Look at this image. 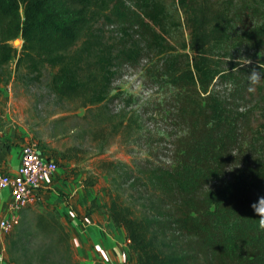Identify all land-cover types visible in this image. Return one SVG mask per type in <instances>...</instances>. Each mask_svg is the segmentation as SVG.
I'll use <instances>...</instances> for the list:
<instances>
[{
  "label": "trees",
  "instance_id": "1",
  "mask_svg": "<svg viewBox=\"0 0 264 264\" xmlns=\"http://www.w3.org/2000/svg\"><path fill=\"white\" fill-rule=\"evenodd\" d=\"M168 2L189 35L179 48L169 38L179 21ZM18 37L19 49L12 45ZM148 54L156 63L146 72L176 90L170 114L185 133L174 140L170 165L100 158L97 176L82 183L91 187L106 175L108 202H92L87 213L101 208L124 229L134 264H264L256 210L264 198V120H253L256 109L264 117V78L253 91L248 80L253 69L264 75V0H0V81L9 79L12 60L29 81L49 72L64 111L50 136L74 139L62 160L81 161L85 139L101 154L117 136L139 130L135 116L112 108L118 93L111 91L119 70ZM215 79L231 84L226 97L211 90ZM9 150L0 138V163ZM6 241L11 264H77L55 210L19 218Z\"/></svg>",
  "mask_w": 264,
  "mask_h": 264
},
{
  "label": "rangeland",
  "instance_id": "2",
  "mask_svg": "<svg viewBox=\"0 0 264 264\" xmlns=\"http://www.w3.org/2000/svg\"><path fill=\"white\" fill-rule=\"evenodd\" d=\"M167 4L173 19L179 21L177 26L170 29L169 34L171 42L179 48L182 41L188 40V31L183 23L182 14L176 11L170 2ZM21 44L20 37L12 41V45L17 49ZM239 57L242 60H247L248 53L242 51V55ZM155 63L156 57L148 54L140 60L137 66L122 67L112 83L111 94L118 93V97L111 102L112 108L115 111L123 109L128 114L135 116L140 126L139 130L128 138L117 136L101 154L93 153L95 151L85 139L83 148L89 153L85 154L81 161L74 162L62 160L59 157L60 151L65 146L74 144V139L67 136L61 138L50 136L52 120L64 114V111L62 104L55 100L49 88V72L45 70L40 81H29L15 70V62L12 60L6 67L10 74L9 79L6 80V77H3L0 81V135L6 134V127L12 128L15 132L17 129L28 132L31 139L26 142L36 141L42 151L45 149L44 152H51L58 165L59 177L67 174H76L82 179L88 175L97 176L99 170L96 165L100 158L120 160L134 168H137V165L145 160L170 165L172 164L174 140L185 133V127L176 124L170 114L176 90L166 81L146 72ZM230 88V83L218 79H215L211 86V90L223 98L227 96ZM262 106L264 107V105ZM244 108L245 106H241L239 110ZM77 113L82 114L83 109H78ZM253 120L255 124L257 120H264V117L260 115V109L254 110ZM76 123L77 121L74 119L68 121L69 125ZM16 134L18 133L16 132ZM239 166L241 164L236 165V167ZM105 183L107 186V176L99 174L95 185L105 186ZM48 209L58 212L54 207ZM46 210L44 207L33 205L22 208L18 214L20 220L22 218V221L25 222L32 220L35 212ZM66 227L71 233V228L68 225ZM6 234L7 232L0 230V250L4 248L5 253ZM72 237L71 234V239ZM126 249L128 251L125 259L127 264H134L135 255L129 249L128 242ZM73 252L77 264L96 262H84L75 250Z\"/></svg>",
  "mask_w": 264,
  "mask_h": 264
},
{
  "label": "crops",
  "instance_id": "3",
  "mask_svg": "<svg viewBox=\"0 0 264 264\" xmlns=\"http://www.w3.org/2000/svg\"><path fill=\"white\" fill-rule=\"evenodd\" d=\"M5 130L6 134L0 135V138L10 143V150L0 163V172H13L20 163L21 145L31 137L24 130L17 129L18 134L10 127ZM43 154L54 159L49 151ZM59 175V172H56L45 182L41 190V200L35 206L46 209L54 207L59 212L62 222L71 228L73 250L84 262L127 264L125 259L128 240L124 229L114 226L101 208L92 207L88 213L86 211L92 202L96 205L108 202L104 189L106 183L105 186L97 184L95 187H89L82 183V177L79 175ZM9 202L8 191L0 192V218L13 213ZM0 264H11L4 248L0 250Z\"/></svg>",
  "mask_w": 264,
  "mask_h": 264
},
{
  "label": "built area",
  "instance_id": "4",
  "mask_svg": "<svg viewBox=\"0 0 264 264\" xmlns=\"http://www.w3.org/2000/svg\"><path fill=\"white\" fill-rule=\"evenodd\" d=\"M20 163L13 172H0V192L8 191L12 214L0 218V230L9 232L19 223L18 211L41 200L45 182L58 169L53 158L42 154L36 141L21 145Z\"/></svg>",
  "mask_w": 264,
  "mask_h": 264
},
{
  "label": "clouds",
  "instance_id": "5",
  "mask_svg": "<svg viewBox=\"0 0 264 264\" xmlns=\"http://www.w3.org/2000/svg\"><path fill=\"white\" fill-rule=\"evenodd\" d=\"M264 67V66H260ZM261 78H264V75L261 74V72L253 69L252 71L249 72L248 75V80H249V91L254 90V85H256ZM261 201H264V198H261L260 202L258 205H256V210L260 215L262 216L261 219V227H264V207L261 206Z\"/></svg>",
  "mask_w": 264,
  "mask_h": 264
}]
</instances>
